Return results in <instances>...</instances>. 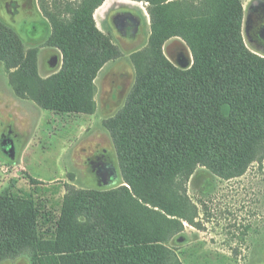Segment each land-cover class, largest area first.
<instances>
[{
    "label": "trees",
    "instance_id": "obj_1",
    "mask_svg": "<svg viewBox=\"0 0 264 264\" xmlns=\"http://www.w3.org/2000/svg\"><path fill=\"white\" fill-rule=\"evenodd\" d=\"M41 1L64 65L36 99L93 114L96 79L118 58L95 19L107 0H54L51 10ZM130 1L146 5L158 49L137 57L136 85L108 125L125 186L70 187L61 209L46 215L32 199L0 193V261L30 254L32 264H183L169 243L193 224L187 186L198 169L231 180L264 161V58L244 43L242 0ZM174 37L190 46V69L160 52ZM24 51L0 23V60L18 69L20 93L33 91L22 87L32 83Z\"/></svg>",
    "mask_w": 264,
    "mask_h": 264
},
{
    "label": "rangeland",
    "instance_id": "obj_2",
    "mask_svg": "<svg viewBox=\"0 0 264 264\" xmlns=\"http://www.w3.org/2000/svg\"><path fill=\"white\" fill-rule=\"evenodd\" d=\"M53 1L44 0L46 8L51 10ZM242 2L244 43L264 58V0ZM43 7L41 0H0V23L25 50L24 68L32 83L22 87L33 88L20 93L18 74L15 85L12 80L18 69L11 70L0 60V193L8 190L32 199L46 215L61 209L70 187L107 192L125 186L108 125L124 109L136 85L137 57L158 47L145 4L109 0L95 19L99 30L112 39L118 58L108 62L96 79L95 111L57 112L47 107V97L36 99L64 65ZM160 52L178 69L194 64L192 50L181 38L164 41ZM109 167L117 174L111 183ZM30 178L41 184L33 186ZM187 191L196 209L193 224H185L169 243L183 264H264V161L231 180L200 168ZM42 224L47 229L48 224ZM0 264L32 262L26 254Z\"/></svg>",
    "mask_w": 264,
    "mask_h": 264
},
{
    "label": "water",
    "instance_id": "obj_3",
    "mask_svg": "<svg viewBox=\"0 0 264 264\" xmlns=\"http://www.w3.org/2000/svg\"><path fill=\"white\" fill-rule=\"evenodd\" d=\"M117 177L116 171L113 167H109L108 171H107V179L109 181V183H111L112 181H114V179Z\"/></svg>",
    "mask_w": 264,
    "mask_h": 264
},
{
    "label": "crops",
    "instance_id": "obj_4",
    "mask_svg": "<svg viewBox=\"0 0 264 264\" xmlns=\"http://www.w3.org/2000/svg\"><path fill=\"white\" fill-rule=\"evenodd\" d=\"M108 1H109V0H107V1L104 3V5L107 4ZM131 2H133V1H131ZM135 3H137V2H135ZM104 5H103V6H104ZM103 6H102V7H103ZM102 7H101V8H102ZM101 8H100V9H101ZM100 9H98V10H100ZM98 10H97V12H98ZM97 12H96V13H97ZM95 16H96V14H95Z\"/></svg>",
    "mask_w": 264,
    "mask_h": 264
},
{
    "label": "flooded vegetation",
    "instance_id": "obj_5",
    "mask_svg": "<svg viewBox=\"0 0 264 264\" xmlns=\"http://www.w3.org/2000/svg\"><path fill=\"white\" fill-rule=\"evenodd\" d=\"M7 144H10V143L7 142V143H5L4 145L6 146Z\"/></svg>",
    "mask_w": 264,
    "mask_h": 264
}]
</instances>
